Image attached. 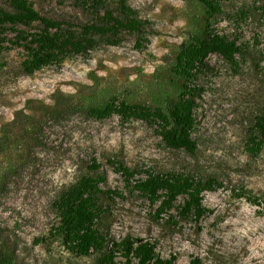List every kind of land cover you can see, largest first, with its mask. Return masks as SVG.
Instances as JSON below:
<instances>
[{"label": "rangeland", "instance_id": "374dc122", "mask_svg": "<svg viewBox=\"0 0 264 264\" xmlns=\"http://www.w3.org/2000/svg\"><path fill=\"white\" fill-rule=\"evenodd\" d=\"M28 1L55 19L85 23L97 17L86 0ZM126 2L149 24L143 33L122 30L116 45L100 41L31 75L19 73L21 47L0 51L7 63L0 69V253L9 256L3 264H94L96 253L76 256L51 234L53 202L93 173L88 166L94 159L106 174L101 186L119 192L109 200V237L148 239L158 255L174 256L178 264L194 256L204 264H264V145L248 149L255 116L264 109V0H225L210 18L200 0ZM0 6L8 8V0ZM206 23L242 52L235 66L210 54L191 79L199 88L194 153L166 146L155 124L117 115L97 120L84 112L114 97L166 110L186 82L172 70L175 55ZM114 160L134 170V178L173 171L214 177L221 185L203 192L206 213L198 221L178 216L183 196L170 210L177 223L156 220V206L126 185ZM116 260L124 262L119 253Z\"/></svg>", "mask_w": 264, "mask_h": 264}, {"label": "trees", "instance_id": "16d2710c", "mask_svg": "<svg viewBox=\"0 0 264 264\" xmlns=\"http://www.w3.org/2000/svg\"><path fill=\"white\" fill-rule=\"evenodd\" d=\"M208 17L222 11L225 0H200ZM114 2L115 7L109 3ZM88 7L96 13L92 22L73 23L40 14L28 0H8V8L0 6V51L21 47L24 56L18 64L21 75H31L36 70L52 63H61L75 54H84L98 43L116 45L120 42L122 30L143 33L148 20L141 19L126 0H86ZM38 22L34 31L17 28L16 25L30 26ZM7 30L13 32L9 37ZM10 44H6V43ZM137 41V45H141ZM242 52L234 39L218 32L206 23L200 32L192 34L175 55L172 70L185 76L182 91L166 110L145 103H129L118 98L110 99L102 107H89L85 113L97 120L117 115L121 120L132 118L156 125V132L164 144L173 149L194 153L197 143L192 137L195 126L194 110L199 88L191 85L197 73L206 67L210 54H218L232 65L237 64L236 55ZM7 66L0 56V69ZM254 135L249 138V152H257L264 145V109L255 116ZM115 169L123 176L128 187L143 195L155 205L153 217L177 223L170 212L178 197L183 203L177 206L178 216L198 221L205 213L203 192L220 187L214 177L196 178L179 172H149L145 177L134 178V170L119 160L113 161ZM88 169L92 174H84L64 189L53 202L57 222L52 235L61 238V244L76 256L97 254L94 264H120L118 253L124 258L122 264H178L174 256L161 257L155 251V244L148 239L132 238L129 235L117 240L109 237L107 212L115 189H104L106 174L100 170V163L94 159ZM121 193V192H120ZM167 215L166 218H164ZM9 259L0 253V264ZM188 264H204L199 256L192 257Z\"/></svg>", "mask_w": 264, "mask_h": 264}]
</instances>
